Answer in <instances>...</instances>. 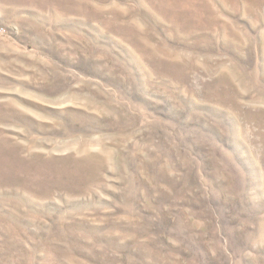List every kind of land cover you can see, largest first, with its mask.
<instances>
[{"label":"rangeland","instance_id":"rangeland-1","mask_svg":"<svg viewBox=\"0 0 264 264\" xmlns=\"http://www.w3.org/2000/svg\"><path fill=\"white\" fill-rule=\"evenodd\" d=\"M0 264H264V0H0Z\"/></svg>","mask_w":264,"mask_h":264}]
</instances>
